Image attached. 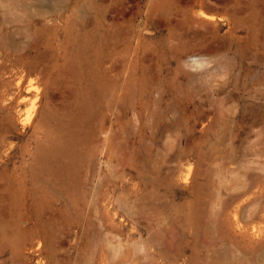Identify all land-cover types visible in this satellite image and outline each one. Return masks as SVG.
Returning a JSON list of instances; mask_svg holds the SVG:
<instances>
[{"label":"rangeland","instance_id":"374dc122","mask_svg":"<svg viewBox=\"0 0 264 264\" xmlns=\"http://www.w3.org/2000/svg\"><path fill=\"white\" fill-rule=\"evenodd\" d=\"M0 264H264V0H0Z\"/></svg>","mask_w":264,"mask_h":264},{"label":"bare ground","instance_id":"6f19581e","mask_svg":"<svg viewBox=\"0 0 264 264\" xmlns=\"http://www.w3.org/2000/svg\"><path fill=\"white\" fill-rule=\"evenodd\" d=\"M34 111V110H33ZM33 111L32 112H28L27 114H26V116H25V118H24V120H25V122L26 123H28V122H30V120H31V118H32V113H33ZM23 120V121H24Z\"/></svg>","mask_w":264,"mask_h":264}]
</instances>
